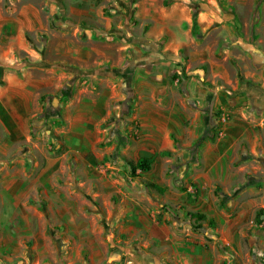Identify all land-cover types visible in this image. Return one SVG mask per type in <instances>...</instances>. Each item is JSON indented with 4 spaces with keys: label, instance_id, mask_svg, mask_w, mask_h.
I'll return each instance as SVG.
<instances>
[{
    "label": "crops",
    "instance_id": "obj_1",
    "mask_svg": "<svg viewBox=\"0 0 264 264\" xmlns=\"http://www.w3.org/2000/svg\"><path fill=\"white\" fill-rule=\"evenodd\" d=\"M116 1L109 13L94 12L104 0H0V62L22 50L34 63L0 81V264H238L240 227L264 196L251 183L221 204L215 189H238L264 159V4L136 0L132 12ZM55 94L56 113L39 117ZM120 113L131 124L115 161ZM122 154L181 158L187 190L169 200L217 226L180 231L149 216ZM259 228L249 235L264 250Z\"/></svg>",
    "mask_w": 264,
    "mask_h": 264
},
{
    "label": "rangeland",
    "instance_id": "obj_2",
    "mask_svg": "<svg viewBox=\"0 0 264 264\" xmlns=\"http://www.w3.org/2000/svg\"><path fill=\"white\" fill-rule=\"evenodd\" d=\"M88 1H95V0H67L68 5H75L76 3L78 7H82L86 2ZM121 2L123 0H120ZM129 3L130 11H134V3L136 0H126ZM205 1V0H204ZM220 1V0H218ZM123 4V3H122ZM264 4V0H259L257 3V9L259 6ZM228 5L230 7H235V4L232 2H228ZM101 6L104 10L111 12L112 7H119L116 0H104V4L99 5L98 2L93 6L94 12ZM121 6V4H120ZM206 7H208L206 5ZM100 8V9H101ZM120 8V7H119ZM250 8V7H249ZM129 11V12H130ZM120 12H123L121 10ZM131 13V12H130ZM247 16V15H246ZM122 18V17H121ZM121 18H119V22H121ZM129 18V22H136L134 20V17H127ZM198 33V32H197ZM16 58L18 60H14L13 62H0V81H2V76H6L7 72L13 71V70H22L23 68L27 66H33V56L30 55L27 51H16L15 52ZM22 78L27 79V76L21 75ZM43 96V95H42ZM59 97V94H55L53 98L51 99L50 104L48 107L44 108L43 110H39V114L45 112L48 109L51 110H57L58 100H56V103L54 102V98ZM198 107V105L196 104ZM38 114V116H39ZM129 114V113H128ZM207 114V113H206ZM46 117L50 115H45ZM43 118V117H41ZM47 120V119H46ZM208 120V118H207ZM59 124L56 125L57 127L62 126L61 121L58 122ZM111 124L114 123V129H116L119 144L118 146L112 151L111 157L113 160L117 161L118 156L122 153V149L129 141L124 139V136H122L123 126H130L131 122L128 119V116L123 115V113H120V115L117 117V119H113V121L110 122ZM54 124V123H51ZM50 123L43 122L42 128H43V134L47 135V130H50L52 133H59L58 130H55V127H53ZM126 136V135H125ZM131 136V138L134 136V133L131 131L127 132V137ZM55 139V138H54ZM56 140V139H55ZM58 142L51 143L53 146L52 148L55 149ZM173 152V151H172ZM169 153V156L173 157V153ZM131 159L135 166L137 167L135 170L131 169V166L128 164V160ZM109 160V159H107ZM181 158H178L175 160L174 158H160V157H130L126 154H122V160H120V165L124 166V172L125 178L127 181H129L130 184L136 185L135 191H132V197L135 199H145L141 201V204L148 208L149 216H153L158 221H165L166 223L172 225L177 230L183 231L184 229L193 228L191 225L195 220L190 219L187 215L188 208L185 207V205L173 204L169 198L168 194L172 191H176L179 189V191H186L187 186L185 185V179L187 178V171L188 169L185 168L183 171L179 170V161ZM258 164L261 166L260 170L257 174H251L246 173L245 175L241 174L238 176V182H243L239 185L238 189H233L230 191H227V193H223L221 191V188L215 189L217 191L216 195L220 198V203L225 204L228 202V200L235 199V197H238V195L243 191V189L250 185L251 183H254V187L257 188L256 191L258 194L264 196V159L259 160ZM76 161L69 163V168L75 169L76 168ZM243 179V180H240ZM240 180V181H239ZM151 183L158 184L165 188L163 192H160L156 188H153L151 186ZM138 188H140V191H138ZM240 188V189H239ZM255 191V192H256ZM137 193V194H136ZM115 197V196H114ZM249 197V195H243L241 196L240 200H237L236 210L243 211L245 208V201ZM116 199V198H115ZM264 206H259L254 209L252 214L250 215V218L247 220V222L242 223L240 227V231L242 232V235L240 237V245L238 248L239 253L233 252L236 256L232 261L233 263L238 264H264V250L261 249V245L259 244V240H255V238H252L249 233L253 230L254 227L257 225L260 226L259 229H262L264 234ZM262 224V226H261ZM194 229V228H193ZM261 235H259L260 238ZM264 241V235L261 236Z\"/></svg>",
    "mask_w": 264,
    "mask_h": 264
},
{
    "label": "trees",
    "instance_id": "obj_3",
    "mask_svg": "<svg viewBox=\"0 0 264 264\" xmlns=\"http://www.w3.org/2000/svg\"><path fill=\"white\" fill-rule=\"evenodd\" d=\"M194 8H195V13H194V17H193V23H194V33L199 36L196 32V28H197V15H196V12H197V8H199V4H194L193 5ZM56 113L55 110H51V109H48L46 110L45 112L39 114V117H45V115H54ZM213 113L209 112V110H207V115H212ZM209 122L207 123V129L205 131V136H211L212 138H216L217 137V134H218V131L217 129L220 128L221 126V122L220 121H217V122H214L212 121L211 117L209 118ZM218 120V119H217ZM213 131V133L211 132ZM202 140V139H201ZM128 164L131 166V169L132 170H135L137 167L135 166L134 162L129 159L128 160ZM151 186L153 188H156L157 190H159L160 192H163L165 190L164 187L158 185V184H155V183H151ZM217 193V191H215ZM187 215L190 219H194L195 221L191 224L193 226V228L195 230H203L204 229V224L205 223H208L209 226L211 227H215L217 226V222L214 220V219H210L207 217L206 214L204 213H201V212H198V211H194V210H187Z\"/></svg>",
    "mask_w": 264,
    "mask_h": 264
}]
</instances>
